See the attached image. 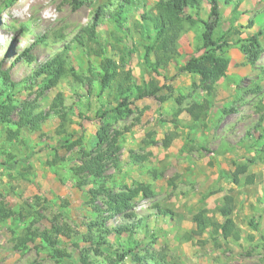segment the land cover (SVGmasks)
Masks as SVG:
<instances>
[{"label":"rangeland","instance_id":"374dc122","mask_svg":"<svg viewBox=\"0 0 264 264\" xmlns=\"http://www.w3.org/2000/svg\"><path fill=\"white\" fill-rule=\"evenodd\" d=\"M157 1L132 8L125 34L98 15L109 0H0V105L14 107L0 123V264H264V37L255 64L238 42L264 23V0L220 2L213 38L228 41L227 65L210 91L197 75L176 74L198 55L208 0L185 12L177 55L159 75L133 25ZM92 27L89 41L83 30ZM25 49L32 59L16 62ZM55 58L61 69L36 74ZM105 59L133 77L130 112L117 108L115 91L99 89ZM153 87L155 97L133 99ZM203 102L207 111L193 120L189 107ZM29 104L43 120L18 129ZM104 120L119 148L111 160L94 153ZM87 154L105 163L99 177L75 172ZM242 164L248 170L234 184ZM101 186L137 190L131 211L111 215L106 199L90 194ZM226 196L237 236L224 240L213 226L198 228L197 216L220 224ZM120 225L134 228L121 233Z\"/></svg>","mask_w":264,"mask_h":264},{"label":"trees","instance_id":"16d2710c","mask_svg":"<svg viewBox=\"0 0 264 264\" xmlns=\"http://www.w3.org/2000/svg\"><path fill=\"white\" fill-rule=\"evenodd\" d=\"M140 0H109L105 7L99 8L98 15L103 13V17L113 23V27L116 31L121 30L126 34L129 32V27H125L128 23V18L132 8ZM201 0H158L153 14H140L139 22L133 23L137 33H141L144 39L147 40L143 47L144 50V62L150 67L151 71L159 75L158 70L166 64V61L172 60L177 55V40L181 33L184 31V21H190L189 16L186 15V11L193 9L197 11ZM232 0H208V15L206 21H202L203 26L202 33L200 36V44L196 46L195 52L197 56L190 57L183 66L179 67L176 74H195L199 77V86L202 89L210 91L213 84L221 77H225V68L227 65V59L223 57L228 46V41H222L220 44L213 38V32L219 20V4L220 2L229 3ZM112 8V9H110ZM100 16H97V18ZM142 24V25H141ZM131 28V27H130ZM88 34L89 41L95 40V34L92 28H85L83 30ZM264 37V23L259 29L249 37L245 39H239L238 42L245 40L243 45V52L247 54L248 61L250 64H255L261 55V49L259 47L258 38ZM220 39V38H219ZM76 43L83 47L84 43L79 40H75ZM96 53V51H93ZM21 57H25L28 60L32 59L25 49L20 57L17 58L16 62ZM152 58V59H151ZM61 62L57 58L49 59L43 63L37 71V75L44 73L52 74L56 69H61ZM102 74L98 77V85L101 91L111 90L115 91V96L118 98L119 103L117 108H123L126 112H130L127 107V100L129 95L133 93L132 88L134 86L133 77L129 71L122 73L119 71V66L110 59H105L101 66ZM0 76L3 81H7V74L0 72ZM90 82V81H89ZM149 92L139 91L133 99L144 98L145 96L155 97L157 88ZM179 104V101H177ZM59 104V103H58ZM33 106L27 105L21 115L20 123H16V127L21 129L24 126H30L31 130L39 129V121L43 120L41 114H33ZM14 107L10 104L0 105V123L8 122ZM207 111V105L205 102L201 104H192L189 107V115L193 120H198L202 117V114ZM104 116V115H103ZM62 118V116H61ZM103 120V117H101ZM259 126V125H258ZM110 123L101 121L100 127L96 132L97 143L94 153L95 158L99 160H111V157H116L118 153V147L110 140ZM17 131V130H16ZM79 142V141H78ZM170 139L164 142V147H167ZM264 152V145L262 147ZM86 155V160H83L80 165L74 168L76 173H88L89 175H95L99 177L104 171L105 163H95L93 158ZM248 164H252V160L247 161ZM248 164L238 165L231 174V182L237 184L239 182V176L245 174L248 170ZM94 176V177H95ZM249 182L252 179L249 178ZM137 190L126 189V191L113 192L112 190L105 189L102 186L97 190H90L92 198L96 196H103L106 199L107 210L111 215L119 216L125 214L132 209V201L137 196ZM264 200V196H263ZM233 207L230 197H224V205L218 208V213L222 218V222L219 224L215 221L210 222L209 219H205L202 215L197 216L198 228H204L207 225L213 226L214 230L217 231L222 239L228 237H236L237 232L234 229L233 221L230 218V212ZM162 215L165 212L161 213ZM134 228V225H120L118 226V232H130ZM125 256V253L121 256V259Z\"/></svg>","mask_w":264,"mask_h":264}]
</instances>
